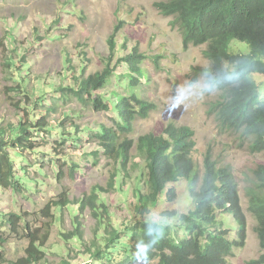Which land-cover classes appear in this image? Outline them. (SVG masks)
I'll return each instance as SVG.
<instances>
[{"label": "trees", "instance_id": "trees-1", "mask_svg": "<svg viewBox=\"0 0 264 264\" xmlns=\"http://www.w3.org/2000/svg\"><path fill=\"white\" fill-rule=\"evenodd\" d=\"M155 6L161 14L172 17V26L181 32L185 48L206 45L204 56L210 66H194L192 72L194 78L205 76L208 90L219 94L210 113L220 132L249 143L256 154H264V100L254 79L256 74L264 76V0H159ZM120 30L119 25L108 41L110 55L101 71L88 74L89 61L82 52L80 65H73L65 54L62 83L47 89L30 84L28 71L25 72L29 63L22 57L18 59L17 50L6 58L13 88L29 103L20 107L22 115L15 126L0 127V192L23 196L30 192V183H43L42 177L31 178L28 168L48 176L41 161L45 157L50 158L56 178L61 180L62 167L57 161L68 164L69 155L60 158L59 150L69 143L72 148L81 146L85 134L98 147L93 157L101 153L114 171L107 189L95 186L88 197L76 203L63 193L57 201L47 204L41 214L49 221L40 227L20 213L1 215L3 225L28 241L26 255L16 263L6 260L2 251L3 263H47L51 226L62 224L66 210L71 214L73 229L60 236L70 253L67 250L65 259L64 254L60 256L63 259L59 264H71L70 254L82 251L79 245L90 258L89 264H231L236 249L246 246L249 223L238 179L231 166H222L215 160L213 150L205 157L202 174L195 158L198 143L193 128L170 122L162 134L150 133L137 140L131 137L136 123L148 119L157 106L140 96L146 79L142 66L146 55L134 47L121 57L116 41ZM234 40L247 44L251 53H232ZM126 47L123 45L120 51ZM119 67L125 71L119 73ZM70 103L113 114L112 125L98 123L96 128L81 129L76 124L79 111L72 109L62 112V120H51L53 113ZM53 135L59 140L54 142L59 150L46 144L45 138ZM39 139L44 141V149L38 146ZM134 150L136 155L132 154ZM137 158L145 164L142 175L136 177L138 185L133 188L138 202L130 217L120 221L100 195L116 189L123 191L138 165ZM77 167L70 165L71 176ZM182 181L190 185L193 210L189 214L164 212L161 220L153 219L161 204L179 201L174 187ZM249 196L264 250V165L254 171ZM87 210L97 221L90 241L84 234L83 215ZM224 214H233L239 223L237 238L225 229L221 221ZM5 241L0 235V244ZM252 264H264V254Z\"/></svg>", "mask_w": 264, "mask_h": 264}, {"label": "rangeland", "instance_id": "rangeland-1", "mask_svg": "<svg viewBox=\"0 0 264 264\" xmlns=\"http://www.w3.org/2000/svg\"><path fill=\"white\" fill-rule=\"evenodd\" d=\"M157 1L159 0H0V127L15 126L22 115L20 107L29 103L13 88L5 65L6 58L12 56L15 50L18 51V59L22 57L29 63L25 72L28 71L26 75L30 84L39 89H47L49 85L53 87L62 83L65 54L72 59L73 65H80L79 57L82 52L83 57L89 61L87 73L101 71L110 55L108 41L115 28L120 25L121 30L116 39L118 53L122 52V57L138 47L146 55L142 64L146 79L140 89V96L157 106L148 119L136 123L131 137L137 140L150 133L162 134L170 122L187 125L196 132L198 146L195 158L202 174L209 150H213L215 160L222 166L233 168L240 184L242 205L249 226L246 246L236 249V255L231 258L230 263L252 264L261 258L264 250L256 230L258 222L250 211L249 189L254 181V171L264 165V154H256L249 143L220 132L216 118L210 113L211 105L218 100L219 94L208 90L205 76L194 78L192 72L194 66H210V61L204 56L206 45H190L185 48L181 32L172 26V17L161 14L156 8ZM123 45L127 46L126 50L120 51ZM231 52L250 54L251 49L247 44L234 40ZM124 71V67H119V73ZM254 79L260 85L264 100V76L256 74ZM178 93L185 97L183 104L171 102ZM68 109L79 111L76 124L81 129L87 126L96 128L98 123L112 125L113 114L97 113L78 103L61 106L53 113L51 120H62V112ZM64 125L67 129L70 128L67 122ZM88 135L85 134L81 146L72 148L69 143L62 150L54 144L58 140L56 135L47 136L46 144L57 147L60 158L61 155H69L68 164L62 160L57 161L62 167L61 180L56 178L57 172L53 164L49 163L50 158H42L48 176H40L32 168L28 170L31 178L42 177L43 183L38 186L30 183V192L23 196L11 191L0 192V216L11 212L20 213L40 227L49 221L42 216L41 211L51 201H57L63 193L68 195L72 203H76L88 197L95 186L107 189L113 175V166L101 153L99 157H93L98 147ZM38 146L44 149L42 139L38 140ZM132 154L136 155V150ZM136 161L138 165L131 172V178L123 191L116 189L100 195V200L107 203L110 211L120 221L130 217L138 202L133 195V188L138 185L136 177L142 175L145 164L141 158ZM71 164L78 165L74 176H71ZM174 188L178 192L179 201L176 204H161L153 219L161 220L160 216L164 212L189 214L193 210L189 183L182 181ZM73 208L78 209L75 205ZM221 221L225 229L232 232V238H237L240 227L235 216L224 214ZM83 223L85 239L90 241L97 221L89 210L83 215ZM72 229L71 214L66 210L62 224L51 226V237L46 245L47 263L43 264H59L63 259L60 256L64 254V259L67 257L68 249L64 248L60 235ZM0 235L6 239L0 244V253L4 252L6 260L16 263L26 255L28 241L14 234L1 221ZM79 246L82 251L70 254L71 264H89L90 258L83 253L82 246ZM0 264L8 263H3L0 259Z\"/></svg>", "mask_w": 264, "mask_h": 264}, {"label": "clouds", "instance_id": "clouds-1", "mask_svg": "<svg viewBox=\"0 0 264 264\" xmlns=\"http://www.w3.org/2000/svg\"><path fill=\"white\" fill-rule=\"evenodd\" d=\"M184 99H185V97L178 93L175 96H173L171 102L174 103V104H176V103L183 104L184 103Z\"/></svg>", "mask_w": 264, "mask_h": 264}]
</instances>
